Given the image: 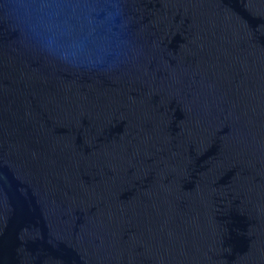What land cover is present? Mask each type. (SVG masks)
<instances>
[{
	"label": "water",
	"instance_id": "obj_1",
	"mask_svg": "<svg viewBox=\"0 0 264 264\" xmlns=\"http://www.w3.org/2000/svg\"><path fill=\"white\" fill-rule=\"evenodd\" d=\"M0 264H264V0H0Z\"/></svg>",
	"mask_w": 264,
	"mask_h": 264
}]
</instances>
